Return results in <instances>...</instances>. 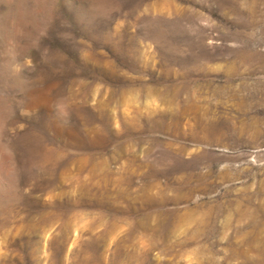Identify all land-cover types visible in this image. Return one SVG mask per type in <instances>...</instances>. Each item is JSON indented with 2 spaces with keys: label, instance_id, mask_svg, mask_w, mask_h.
Returning a JSON list of instances; mask_svg holds the SVG:
<instances>
[{
  "label": "rangeland",
  "instance_id": "rangeland-1",
  "mask_svg": "<svg viewBox=\"0 0 264 264\" xmlns=\"http://www.w3.org/2000/svg\"><path fill=\"white\" fill-rule=\"evenodd\" d=\"M0 264H264V0H0Z\"/></svg>",
  "mask_w": 264,
  "mask_h": 264
}]
</instances>
